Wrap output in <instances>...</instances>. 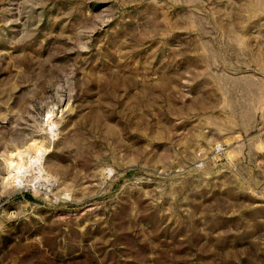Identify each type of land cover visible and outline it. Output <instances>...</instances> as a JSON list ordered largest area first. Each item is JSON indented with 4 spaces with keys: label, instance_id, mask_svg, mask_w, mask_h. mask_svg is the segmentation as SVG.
<instances>
[{
    "label": "rangeland",
    "instance_id": "obj_1",
    "mask_svg": "<svg viewBox=\"0 0 264 264\" xmlns=\"http://www.w3.org/2000/svg\"><path fill=\"white\" fill-rule=\"evenodd\" d=\"M0 264H264V0H0Z\"/></svg>",
    "mask_w": 264,
    "mask_h": 264
},
{
    "label": "built area",
    "instance_id": "obj_2",
    "mask_svg": "<svg viewBox=\"0 0 264 264\" xmlns=\"http://www.w3.org/2000/svg\"><path fill=\"white\" fill-rule=\"evenodd\" d=\"M216 151H218V147H216Z\"/></svg>",
    "mask_w": 264,
    "mask_h": 264
}]
</instances>
